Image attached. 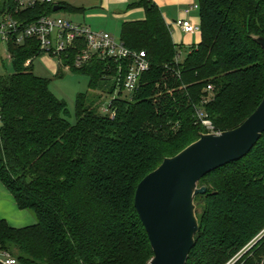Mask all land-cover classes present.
Instances as JSON below:
<instances>
[{
    "label": "trees",
    "instance_id": "obj_1",
    "mask_svg": "<svg viewBox=\"0 0 264 264\" xmlns=\"http://www.w3.org/2000/svg\"><path fill=\"white\" fill-rule=\"evenodd\" d=\"M198 6L201 40L183 60L185 49L174 44L158 7L151 0L130 7L144 8L145 19L124 23L120 38L147 54L150 70L138 90L113 99V119L100 108L115 92L111 80L121 63L94 59L77 69L83 44L57 57L61 69L89 78V91L76 97L73 124L50 80L34 73L38 41L9 40L13 73L0 74V182L37 224L16 229L0 221L2 253L17 264L151 262L134 205L140 182L208 133L199 112L223 133L241 126L264 99V51L254 41L264 37V0ZM55 7L19 11L17 0H3L0 16L8 12L29 25L54 15ZM199 186L207 192L195 199L199 231L187 264H228L264 234V134L247 156ZM236 264H264V236Z\"/></svg>",
    "mask_w": 264,
    "mask_h": 264
},
{
    "label": "water",
    "instance_id": "obj_2",
    "mask_svg": "<svg viewBox=\"0 0 264 264\" xmlns=\"http://www.w3.org/2000/svg\"><path fill=\"white\" fill-rule=\"evenodd\" d=\"M59 10L55 7L54 11ZM254 41L264 51V37ZM264 134V99L238 128L201 134L199 140L163 163L137 187L135 209L154 257L150 264H187L199 231L195 199L209 173L247 156Z\"/></svg>",
    "mask_w": 264,
    "mask_h": 264
},
{
    "label": "built area",
    "instance_id": "obj_3",
    "mask_svg": "<svg viewBox=\"0 0 264 264\" xmlns=\"http://www.w3.org/2000/svg\"><path fill=\"white\" fill-rule=\"evenodd\" d=\"M0 0V8L2 5ZM18 10L25 11L34 8L38 4H54L53 0H17ZM186 35H198L201 27L196 26L189 20L179 19L174 23ZM15 39L18 45H22L26 40H36L39 43L41 56L61 57L71 50H77L78 46L83 44L76 55L74 66L81 69L91 63L94 59L109 60L119 66V77L115 82V92L112 96H107L103 100L100 112L103 115H109L112 119L115 117V111L112 108L113 99L120 93L126 97L140 88L141 81L145 73L150 70V62L145 52H137L128 49L122 41L107 32L93 31L87 26L76 25L71 21L57 18L54 16H44L36 22L29 25L17 21L8 12L0 16V40L5 45L9 40ZM9 61L10 54L7 49ZM31 61L27 62L29 65ZM65 69L70 70L67 66ZM126 71V72H125ZM208 91H212L209 86ZM202 125L208 133H217L211 121L207 120L202 113H198ZM235 259L229 264H235ZM0 264H17L16 260L0 251Z\"/></svg>",
    "mask_w": 264,
    "mask_h": 264
},
{
    "label": "crops",
    "instance_id": "obj_4",
    "mask_svg": "<svg viewBox=\"0 0 264 264\" xmlns=\"http://www.w3.org/2000/svg\"><path fill=\"white\" fill-rule=\"evenodd\" d=\"M59 10L55 16L65 15V20L77 25L87 26L93 31L121 34L122 25L126 22L142 21L145 19V10L142 7H133L139 0H53ZM160 10L165 23L171 31L175 45L184 47V54L193 45L199 44V35H186L174 23L179 20H189L192 23L200 21L198 0H151ZM53 16V15H52ZM64 19V18H62ZM43 57V64L34 73L41 78H49L58 71L56 58ZM40 58V57H39ZM185 58V57H184ZM182 60V59H181ZM38 71V73H36ZM6 221L12 228L21 229L37 224L36 218L26 210H20L10 192L0 182V221Z\"/></svg>",
    "mask_w": 264,
    "mask_h": 264
},
{
    "label": "rangeland",
    "instance_id": "obj_5",
    "mask_svg": "<svg viewBox=\"0 0 264 264\" xmlns=\"http://www.w3.org/2000/svg\"><path fill=\"white\" fill-rule=\"evenodd\" d=\"M57 18H64L65 15L61 16H55ZM75 24V23H74ZM196 26H200L201 22H196L194 23ZM77 25V24H76ZM104 32V31H102ZM114 37L116 38L117 41H121V38L119 35H115ZM6 45L2 43L0 40V74H12L13 73V67L12 63L9 61L8 54L5 52ZM185 57V54L182 55L181 59L183 60ZM57 63L58 71L54 75L50 76L48 79L50 80V90L51 92L59 99L67 103L68 105V110L70 112V116L68 117V120L71 123H75L76 118H75V100L78 94L81 93H86L89 91V78L85 75H79L76 74L75 72L71 70H67L65 68L61 69L60 66V61L58 58L55 59ZM5 65V67L3 66ZM42 67L43 69L45 68L46 70L48 69L45 64H43V57H40L36 60L35 62V70L38 67ZM34 70V71H35ZM59 71H61L59 73ZM38 73V71H36ZM58 73L60 75H58ZM91 95H101V92L99 91H91ZM264 234L261 237H258L255 239L251 244H249L239 255L234 257L235 262L237 263L240 261L244 255L252 248L254 244H256L260 238H262ZM232 259V260H233ZM235 263V264H236ZM150 264V263H149ZM229 264V263H228Z\"/></svg>",
    "mask_w": 264,
    "mask_h": 264
}]
</instances>
